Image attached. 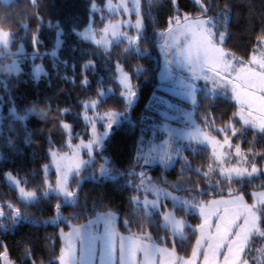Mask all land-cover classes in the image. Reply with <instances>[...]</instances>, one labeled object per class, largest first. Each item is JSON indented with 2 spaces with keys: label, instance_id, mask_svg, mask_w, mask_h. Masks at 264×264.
I'll list each match as a JSON object with an SVG mask.
<instances>
[{
  "label": "trees",
  "instance_id": "trees-1",
  "mask_svg": "<svg viewBox=\"0 0 264 264\" xmlns=\"http://www.w3.org/2000/svg\"><path fill=\"white\" fill-rule=\"evenodd\" d=\"M106 2L107 0H94L98 10L90 17L89 0H38L35 8L30 0L8 2L0 0V28L18 33L14 37L17 43L12 44V47L23 44L25 49L20 72L10 75L9 71L2 68L0 73L9 78L11 96L21 113L25 108L31 107L30 102L34 100L39 101L35 105L37 110L44 108L47 113L40 119L30 117L24 122L25 130L21 123L13 122L9 117L7 95L0 91V95H4L6 99L2 110L3 119L0 120V206H5L4 212L7 215L9 209L6 205L11 203L14 208L20 210L21 216L26 218L17 226L7 219L0 221L8 230L7 232L0 230V242L7 247L8 260L12 262L9 264H53V262L59 264L58 257L62 248L60 227L68 229L71 223H81L97 212L108 209L119 214L122 230L142 233L139 225L144 224L143 232L149 231L158 242L176 247L182 256H190L198 236L193 224L200 223V218L195 214H189L193 224L185 228L184 237L171 235V232L163 226L159 211L152 212L148 219H144L143 206L130 203L129 198L138 193L134 191L135 184L131 188L128 187L126 183L128 177L119 175L122 172L132 171L133 166L138 173L136 155L141 127L146 125V116L152 112L147 104L153 93L160 92L158 89L161 65L159 42L163 37L155 34L167 32L169 18L176 15L173 5L169 0H152L151 4L147 0H142L145 26L143 36L147 39L138 41L126 51L129 48L126 40L116 42L110 49H106L90 40L81 42L72 34L73 26L79 31L83 30L92 17L95 18L94 26L104 25L105 19L101 15L105 12ZM201 3L209 9L204 17L212 18L214 22L219 23L217 34L219 31H226L224 44L226 50L243 60H249L258 42L264 37V0H201ZM179 8L181 14L187 13L191 17L201 16L199 7L194 5L192 0H179ZM225 10L228 14L227 22L222 15ZM37 17L42 18L39 37L43 45L34 49L30 37L36 33ZM21 22L28 26L26 30L21 29ZM49 22H52L53 26L58 22L64 30L63 39L66 42L58 51V57L67 60L69 66L75 62L74 84L67 83L57 76L53 72L50 59L44 57L45 50H51L54 44L55 27L49 28ZM74 47L76 51H73ZM136 48L140 49L139 53L135 51ZM34 52L39 53L35 59H33ZM8 59L10 56L7 55L0 57V64ZM90 60L93 62V68L87 73L88 85L81 87V66ZM38 63L43 64L49 76L41 75L37 82L33 79L32 72L33 65ZM119 66L130 75L137 92L136 101L127 112L128 119L120 117L122 120L112 127L103 148L96 151L97 159L92 166L72 178L74 191H77V181L80 182L77 202L64 204L57 218L55 206L61 203L62 197L51 194L45 198L42 197V193L47 188L45 181L48 177L52 183L56 181L54 170H51L49 175L45 171V165L50 166L51 163L50 150L56 148L64 151L68 146V133L61 127V122L72 124L74 141L81 136L87 138L89 131L82 116L83 105L86 101L98 98L99 93L108 89L112 92L98 104V110L100 112L116 110L118 113H124V102L120 95L123 88L118 80ZM138 69L140 71H137ZM59 72L61 76L65 73L69 76L73 75L70 67L61 66ZM202 97L203 92L199 93V98ZM45 98L50 101V108L44 103ZM210 103L211 108H209ZM64 108L70 110L67 116L58 111ZM209 111L215 122L212 128L208 129L214 131L215 127H223L231 122L235 128L244 129L243 134L235 137V141L240 142L241 148H244L251 158L256 159L263 167L260 175L250 180L246 178L242 182L233 178L231 186L228 181L222 179L221 184L210 186L212 175L209 178L198 177L194 171H185L181 175L182 159L171 167L165 168L162 164H156L146 171H150L153 178L163 185L172 187L183 184L184 188L180 191L201 189L206 199L213 195L240 191L251 199V190L264 187V134L256 132L254 136L253 129L245 128L236 119L237 104L231 99L218 95L211 101L202 102L195 115L203 128L205 127L200 123V119ZM129 120L133 123H129ZM195 147L197 151L193 154L189 146L185 145L184 156L188 158V165L193 170L200 168L201 172L207 171L209 164H214L211 151L200 145ZM106 161V166L113 170L112 175L118 178L115 181L105 178L93 179V175L100 176V167ZM9 171L22 178L28 189L37 191L38 196H41L38 202L26 204L20 200L17 189L6 181V173ZM164 180L168 183H163ZM178 212L185 216L182 210L179 209ZM53 219L57 222L54 223ZM126 219L133 221L130 231L123 224ZM261 227L264 229V217L261 220ZM4 251L5 248L0 247V254ZM0 264H4L2 259Z\"/></svg>",
  "mask_w": 264,
  "mask_h": 264
},
{
  "label": "snow or ice",
  "instance_id": "snow-or-ice-1",
  "mask_svg": "<svg viewBox=\"0 0 264 264\" xmlns=\"http://www.w3.org/2000/svg\"><path fill=\"white\" fill-rule=\"evenodd\" d=\"M38 0H30V3L35 8ZM149 4L152 0H147ZM173 5V10L176 15H173L168 20L167 32L156 33L160 37H163V43L161 45L162 50L165 52V56L172 55L174 60H166L168 64L176 63L181 69H186L189 74L188 79H180L178 81L179 91L174 94L179 96L182 100L188 102V105L192 106V112H185L183 109H177L182 112L183 117L193 123V131L183 133L178 132L176 135L180 140H187L189 142L188 146L193 154L196 153L197 149L195 145H207L211 147L212 159L218 166L219 177L223 181H228L229 186L235 177L238 182H242L244 179H251L258 175L259 170L255 164L251 165V170L247 167L239 166H224V158L228 155L224 151L225 148L232 149V139L228 135L231 131V137H236L238 134H243L244 129H237L233 124H228L225 127L215 129L220 134H223V140H218L216 137L211 136L208 132L201 129L199 124L193 121V112L198 111L203 101H211L214 99L218 89L231 88L232 98L237 101L242 107L243 112L244 106H247L249 111V116L252 115V111H257L259 114L253 118L248 119L241 115V121L246 127H251L255 133L264 134V95H258V93H264V53H261L259 58L253 54L250 64L256 65L259 68L257 71L256 67H249L245 65L243 61H237V58L224 47L226 35L225 32H217L214 30L216 24L212 18H203L207 12L208 8L205 7L201 0H192V3L199 7L201 11V16L192 18L187 13H180L179 0H169ZM110 3V0H109ZM134 8L130 10L127 4L122 2L118 7L123 8L124 12L135 11L137 17L135 25H129L137 30V35L129 36L126 32H120L119 24L107 25L102 31L104 33L100 39H95V36L89 35L90 29L85 28L84 31H79L76 26L71 29L72 34L75 35L81 42L92 40L95 45L99 46L102 43L107 45L109 41L107 40V35L109 30H111V35L113 38L124 37L128 41L130 50L133 45L142 39H147L143 36V22L140 19V4L141 0H132ZM97 6L94 0H89V14L91 17L92 13L97 11ZM222 15L227 22L228 14L225 10ZM37 30L36 33L31 35L30 43L34 49H38L43 45V41L39 37L40 27L42 26V18L37 17ZM49 28L55 27V37L54 44L51 50H45L44 57H48L52 64L53 72L60 76L67 83H75V69L76 65L73 62L69 66V62L65 59H59L58 51L62 49L65 44L64 30L57 22L54 26L52 22L48 23ZM27 25L21 22V29L26 30ZM18 33H12L0 28V57L6 55L19 56L24 52L23 44H20L17 52H10V45L17 43L14 39ZM259 46L264 47V37L259 41ZM77 49L74 47L73 51ZM135 51L139 53L140 49L136 48ZM39 53H33V59L37 58ZM235 62V63H234ZM236 63L241 66L236 67ZM61 66L69 68L73 75L69 76L67 73L60 75L59 69ZM7 68L10 75L20 71V66L18 61L14 59L10 64L3 65L0 64V69ZM93 68V62L90 60L86 64H82L81 73V87H86L88 85L87 73ZM137 71H140L138 69ZM49 76V73L41 64L40 66L33 65V79L39 81L41 75ZM234 74V75H233ZM8 77H4L0 73V91L7 95L8 115L13 122L21 123L26 130V125L24 122L28 121L30 117H35L40 119L42 116L47 115L44 108L37 110L35 106L39 101L34 100L30 103L31 107H27L21 111L17 108L14 98L11 96ZM198 81H203V85H198ZM120 84L123 86L124 91L121 92V98L124 102L125 112L118 113L115 111H109L103 116L98 117L101 120H106L104 127L106 129H111L114 124H117L120 117L128 119L127 112L132 107L134 99L137 97V92L133 89V86L129 80L127 74H124L120 79ZM203 92L202 99L198 98L199 93ZM103 96L104 93H99ZM6 99L4 95H0V120L3 119L2 110L5 105ZM48 107H51L50 101L45 98L44 101ZM186 105V107L188 106ZM258 105V107H256ZM84 107H96V101H92L90 105H83ZM211 103L209 108H211ZM173 105H169L172 108ZM62 115L67 116L70 112L68 108L58 109ZM167 119L166 113H161ZM85 119H90L85 117ZM129 123H133L131 120ZM214 119L211 117V113L206 112L200 119V123L204 125L205 128H212L214 124ZM135 125L133 124V127ZM61 127L65 130L70 128V125L65 122H61ZM166 127V125H165ZM11 130V129H10ZM95 132V128L93 127ZM29 135H31L29 133ZM108 133L105 131L103 134L94 135V138L89 140L87 144L83 141L78 147H83L87 149V154L91 157L93 153L94 146L103 148V141L107 137ZM171 135V133H169ZM11 138L9 137V143ZM141 148L137 149L136 159L139 163L141 159V149L143 147V137L141 138ZM168 145V151H165L160 157V163L168 168L175 160L182 159L183 164L181 165V175L185 171H194L198 177L209 178L210 174L217 171V168L213 167V164H209L208 170L201 172L200 168L191 169L188 165V158L182 155V148L175 147L165 141ZM235 155L237 157L241 156V147L237 143L234 146ZM172 153H175L173 155ZM51 155L56 158L57 167V180L56 187L52 188L48 186V190L42 193V197H49L51 193H55L57 196L63 197L61 203L56 204L55 210L57 212V218H59L60 209L67 203H76L78 199V189L80 187V182L77 181V191L71 190L69 186V176L79 175L82 167H86L92 163L91 160H80L78 158V153L74 152L73 156L69 158L67 155L59 156L58 153H51ZM155 159V158H153ZM247 156L243 157L246 162ZM152 161L144 156V164H149ZM102 164L100 167V176L96 177L93 175V179H111L115 181L118 177L112 175V169ZM48 166L45 165V168ZM120 176H126L127 186L132 187L135 179L139 177L140 183L135 185L134 191L139 192L143 189L144 193H153L157 197L156 199L149 200L147 195L145 199L141 202L139 196L130 197V203L133 205H143V217L148 219L152 212L149 209H159L160 200L159 197L163 196L173 202V212H160L159 214L163 217L165 224H170L173 232V236L181 235L182 230L185 226V221L177 220L175 218V210L177 208H182L185 213L189 209L199 208L200 216L203 218V222L199 225L200 236L196 240V246L192 250L191 257L189 259H184L178 257L175 253V247L172 251H168L166 248L159 247L157 244L152 243L153 237L150 233H144L141 236H136L135 234H130L128 236H123L119 238V264H155L156 254H161L167 257V260H161V264H197V257L201 254V249H203V264H221L219 257L223 255L222 264H250L247 257V252L252 251L250 248V243L253 236H258L264 238V229L261 227V220L264 217V192L253 193V199L255 202L251 205L244 202L243 196H236L232 192H229V199L213 200L210 201L208 205L191 203L187 199H182L178 196L172 195V193L165 192L162 188L157 187L151 183V180L146 177V173L141 171L139 173L135 172V166H133L132 171L119 173ZM7 179L9 182L19 189V198L21 201L27 203L38 202L41 196H38L37 191H26L25 188L19 187L22 181L14 178L11 173L7 174ZM221 179H217L216 184L222 182ZM163 183H168L164 180ZM47 185V181H45ZM211 186V184H210ZM173 188L180 190L184 188L183 184L173 185ZM187 190V189H185ZM5 206H0V221L7 219L11 221L14 226H17L21 220L26 219L21 216L20 210L14 208L11 203L7 204L6 207L9 209V214L4 212ZM217 217L215 223V231H210L212 229V217ZM115 221L116 214L112 211L105 213H97L96 223L102 222L104 225L103 234L93 235L91 232L87 235L82 234V229H73V232L65 237V245L60 249V255L58 257L59 264H91L92 258L97 252V243H99V255L101 264H114L116 256V241L114 239L115 233ZM92 223V222H90ZM132 220H124L123 224L130 231ZM142 233L145 228L144 224L139 225ZM0 230L7 232L8 230L4 228L3 223L0 222ZM73 237L79 239L81 248L80 255L77 256L76 248L73 243ZM163 239V238H161ZM206 245V247H205ZM0 247H4V253L0 254V259L3 260L4 264H9L7 247L0 242ZM222 249H226L223 253ZM247 250V251H246ZM256 252L260 253V258L258 264H264V250L259 248L255 249ZM138 254L142 255V259H137ZM28 257L26 256L25 259ZM253 260L256 257L252 258ZM55 264V262H53Z\"/></svg>",
  "mask_w": 264,
  "mask_h": 264
},
{
  "label": "rangeland",
  "instance_id": "rangeland-1",
  "mask_svg": "<svg viewBox=\"0 0 264 264\" xmlns=\"http://www.w3.org/2000/svg\"><path fill=\"white\" fill-rule=\"evenodd\" d=\"M3 1H10V0H3ZM124 2L127 4V7L132 10L134 8V5L132 3V0H107L106 5H105V12L102 13V17L105 19V23L104 25L100 26V27H96L94 26V22H95V18L92 17L90 23L88 24V26L86 28L90 29L89 35L95 36V39H100L101 36L104 35L103 33V29L109 25H117L119 24V29L118 31L120 32H126L127 35L129 36H135L137 35V30L134 27H130L129 25H135L136 23V15H135V11H129V12H124L123 8L118 7L119 5H121V3ZM142 0H141V4H140V19L143 22V32L145 29L144 26V19H143V14H142ZM192 18H196V17H192ZM205 19H207L208 17H203ZM216 28L214 29L217 32V27L219 25V23H216ZM80 30V31H84ZM219 32H225L226 31H219ZM107 40L109 41V43L107 45L105 44H101L99 45L100 47H104L106 49H110L112 47V45L116 42L119 41H123L126 40L124 37H119V38H113L111 35V30H109V33L107 35ZM164 39V38H163ZM163 39L159 42V48H160V59H161V65L159 68V74H158V89L160 90V92H156L153 93V96L150 98L147 106L148 108H150L152 110V112H150L146 117V125H142L141 129V134L139 137V145L138 148H141V138L143 137V147L141 149V159L139 161V163L137 162V166L139 169H137V172H141L144 171L146 173V177L148 179L151 180V183L156 185L159 188H162L165 192L168 193H172V195L174 196H178L182 199H187L188 201H190L191 203H195V204H204V205H208L210 201L213 200H226L229 199V194H222V195H213L211 196L209 199L204 198V196L202 195V190L199 189L197 191L194 190H187V191H180V190H176L173 187H170L168 185H163L159 182H157L153 176L151 175L150 171H146V169L148 170L149 168H152V166L156 165V164H161L159 161V157L165 152L168 151V145L165 144V141H168L173 148L175 147H181L182 148V155L184 156V148L185 145L189 144V142L187 140H180L177 137V133L178 132H183V133H187L190 131H193V123L186 120L183 115L182 112L178 111L177 109H183L185 112H192V106L188 105V102L185 100H182L179 96L175 95L174 93L176 91H179V87H178V81L180 79H188L189 74L186 71V69H181L180 67H178V65L176 63H172V64H168L166 62V60H174L175 58L172 55H168L167 57L165 56V52L164 50H162L161 45L163 43ZM89 41V40H88ZM92 41V40H90ZM93 42V41H92ZM94 43V42H93ZM128 43V41H127ZM95 44V43H94ZM129 46V45H128ZM19 47V45H18ZM18 47L13 48L12 45H10V52H17ZM229 51V50H227ZM230 52V51H229ZM232 53V52H231ZM261 53H264V47L259 46V42H258V46H256V49L252 52L251 57L249 60H243L242 58L233 55L237 58V61H243L245 65H248L249 67H256L257 71H259L258 66L256 65H251L249 62L253 56V54H255L258 58L260 56ZM25 54V49L24 52L21 53L18 57L17 56H13V55H7L10 56V59L6 60L3 65H8L10 64L14 59H16L18 61V64L20 66V71L22 70V66H21V59L24 57ZM235 63V62H234ZM36 66H40L41 64H34ZM241 65L239 63H236V67L239 68ZM7 71L8 69L5 68ZM19 71V72H20ZM18 73V72H16ZM118 80L120 81V79L123 77L124 74H127L129 77V80L132 84L130 75L128 72L124 71V69L122 68V66L118 67ZM43 75V74H42ZM234 75V74H233ZM198 85H203V81H198L197 82ZM122 86V85H121ZM133 89L135 90V86L134 84H132ZM123 88V86H122ZM124 91V89L122 90ZM136 91V90H135ZM112 91L110 89L108 90H103L102 93H104L103 96H99L98 98L95 99H91L89 101H86L84 103V105H90L92 101H96L97 106L96 107H84V111L82 113V116L85 120V122L88 125V131H89V136L87 138L85 137H79L78 140L74 141L73 137H74V132H73V128H72V124L68 123L70 125V128L67 131L68 133V139H67V149L64 151L61 150H57L56 148H52L50 150V155L51 153H58L59 156H65L67 155L69 158H71L74 154V152L78 153V158L80 160H91L92 163L89 164L86 167H82L80 170V174L83 173V171L92 166V164L94 163V161L97 159L96 156V151L100 149V147H96L94 146L93 148V153L91 155V157L87 154V149L81 147H78L81 145V142L83 141L84 144H87L89 140L94 138V135H100L103 134L105 131H107L108 135L111 133V129H106L104 127V125L106 124V120H101L98 117L103 116L105 113L109 112L107 110H103V112H100L98 110V104L103 100V98L106 97L107 94H110ZM221 95L227 99H231L233 102H236L237 104V111L235 113V117L236 119H238L241 124L243 125L242 121H241V115H243L245 118L248 119H253L255 118L259 113L257 111H252V115L249 116V111L250 109L247 106H244L243 112L241 111V105L239 103H237L236 100H234L232 98V93H231V88H227V89H218L217 93L215 96ZM258 95H264V93H258ZM175 97V98H173ZM199 98V97H198ZM136 101V98L134 99V103ZM133 103V104H134ZM169 105H173L172 108H169ZM186 105H188L186 107ZM258 107V105L256 106ZM112 111V110H110ZM115 112H117L115 110ZM161 113H166L167 114V119H165L164 116H161ZM196 111L193 112V121H195L196 124H199L197 121V115ZM160 118H159V117ZM85 117H88L90 119H85ZM122 119L119 118V121H121ZM118 121V122H119ZM230 124H233L232 122ZM115 125V124H114ZM113 125V126H114ZM166 125V127H165ZM228 125V124H227ZM200 126V124H199ZM226 126V125H225ZM223 126V127H225ZM93 127L95 128V132L93 131ZM201 127V126H200ZM235 127V125H234ZM222 128V126L219 127H215L214 131L210 130V129H205L203 127H201V129L205 132H208L211 136L216 137L218 140H223V134L218 133L217 131H215V129H219ZM251 128V127H248ZM252 129V128H251ZM150 132V134H149ZM169 133H171V135H169ZM107 135V137H108ZM228 135L230 136V138L232 139V144H233V148L232 149H227L225 148L224 151L228 153V155L224 158V166L225 167H231V166H239V167H247L249 169V171L251 170V165L255 164L257 169L259 170L258 175H260L263 172V167L256 161V159H252L251 156L249 155V153L246 152V150L244 148H241V156L237 157L235 155V149L234 146L240 142H236L235 141V137H231V131L228 132ZM106 137V138H107ZM105 138V139H106ZM104 139V141H105ZM103 141V145L104 142ZM197 146V145H195ZM202 147L205 148H209L212 154V150L210 146L207 145H200ZM241 147V144H240ZM173 155H175V153H172ZM144 156H147L152 162L149 164H144ZM247 156L248 159L245 162L243 160V157ZM155 158V159H153ZM180 160V159H178ZM178 160H175L169 167L175 165V163H177ZM214 168H217V171L211 173L210 175L213 176V178L210 179L209 184L211 185H215L217 179H222L219 177L218 174V166L215 164H213ZM54 170L56 173V180H57V167H56V158H54L51 155V163L50 166H48L47 168H45L46 174L49 175L50 171ZM11 173L12 176L20 181H22V183L19 185V187H23L25 188L26 191H33L31 189H28L26 187V184L24 182V180L20 177H18L16 174L12 173V172H7L6 173V181L8 182V184H10L13 188H16L18 193H19V189L17 187H14L9 180L7 179V174ZM93 174V173H92ZM76 176V175H70L69 176V186L71 190H74L72 188V178ZM235 178V177H234ZM47 188L45 191L48 190V186L50 185L52 188L56 187V181L54 183H52V181L50 180V178L48 177L47 179ZM140 183V179L138 178L137 182H135L134 184H139ZM221 184V183H220ZM264 192V187L261 188H256V190H251L250 193H261ZM51 194H55V193H51ZM50 194V195H51ZM234 195L236 196H243L244 197V202L246 204H253L255 202V200L253 199V195L252 198L250 199L248 197L247 194H244L242 191L240 192H233ZM145 195H147V198L149 200H153L156 199L157 197L155 196V194L153 193H144L143 189H141L135 196H139V200L142 202L145 199ZM63 200V197H62ZM160 200V205H159V209H149L151 212L154 211H159V212H173V202L163 196L159 197ZM140 206H143L142 203L140 204ZM182 210V208H177L175 210V218L177 220H183L185 221V226L182 230V236L181 235H177L175 237H184L185 236V228L188 227L190 224H193L192 219H190L189 214H195L198 218H200V223L198 224H193V227L195 228V230L197 231V238L196 240L199 238L200 236V231H199V225L203 222V218L200 216L199 213V208H192L189 209L187 213H185V211H183L185 213L184 215H181L178 210ZM108 211H112L116 214V221H115V241H116V256H115V260H114V264H119V238L123 237V236H128L130 234H135L136 236H141L144 233H150L152 235L151 232L149 231H145L143 233H136V232H127L121 229L120 226V216L116 211H113L111 209H108L107 211H101V212H97V213H105ZM97 213L91 217H89L87 220L81 222V223H71L70 227L68 229H65L63 226L60 227L59 230V236L60 239L62 241V248L65 245V237H67L70 233L73 232V229H82V234L83 235H87V233L91 232L93 235H100L103 234L104 231V225L102 222L100 223H96V217H97ZM57 216V215H56ZM216 219L217 217H212V229L210 231L214 232L215 231V223H216ZM161 220H162V224L165 228H167L170 232L171 235L173 236V232H172V228L170 224H165L163 217L161 216ZM53 222L56 223V219H53ZM92 222V223H90ZM153 237V235H152ZM174 237V236H173ZM196 240H195V244L193 245V248L196 246ZM73 243L75 245L76 248V253L77 256L80 255V248H81V244L78 238L73 237ZM152 243L157 244L159 247L162 248H166L168 251H172L174 246H168L167 244H162L160 242H158L156 239L153 238ZM206 247V245H205ZM99 248L100 245L99 243H97V252L96 255L92 258L91 264H101L100 262V255H99ZM192 248V250H193ZM250 248L252 249V251L247 252V257L250 261V264H258V260L260 258V253L256 252L255 249L259 248L261 250H264V238L258 237V236H253L252 241L250 243ZM192 250H191V254H192ZM224 251H226V249H222L221 252L223 253ZM247 251V250H246ZM175 253L178 257H182L184 259H189L191 257L190 256L186 257V256H182L181 254H179V252L177 251L176 247H175ZM203 249H201V254L198 255L197 257V264H203ZM256 257L255 260H253L252 258ZM137 259H142V255L138 254ZM167 260V257L162 256L161 254H156L155 256V264H161V260ZM219 260L222 264L223 261V255H221L219 257ZM9 263H12L11 261H9Z\"/></svg>",
  "mask_w": 264,
  "mask_h": 264
}]
</instances>
